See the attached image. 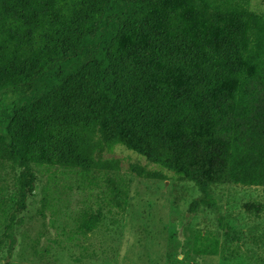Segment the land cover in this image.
Segmentation results:
<instances>
[{"label":"trees","instance_id":"trees-1","mask_svg":"<svg viewBox=\"0 0 264 264\" xmlns=\"http://www.w3.org/2000/svg\"><path fill=\"white\" fill-rule=\"evenodd\" d=\"M118 145L193 182L191 212L217 207L213 186L264 187V16L249 0H0V160L21 168L9 254L34 167L107 173L120 160L101 153ZM112 194L124 208L127 190ZM104 217L85 208L79 230ZM219 245L198 233L193 249Z\"/></svg>","mask_w":264,"mask_h":264},{"label":"rangeland","instance_id":"rangeland-1","mask_svg":"<svg viewBox=\"0 0 264 264\" xmlns=\"http://www.w3.org/2000/svg\"><path fill=\"white\" fill-rule=\"evenodd\" d=\"M249 3L264 16V0ZM8 94L9 100L15 97ZM101 155L118 158L120 167L89 174L34 167L35 190L10 228L16 239L11 254L5 231L16 207L21 168L0 160V264H264V208L259 214L244 208L249 201L264 206L263 186H213L217 207L191 212V202L201 196L193 182L122 145ZM133 164L162 171L166 178L138 176ZM118 182L127 190L124 208L113 200ZM100 206L105 213L101 225L82 233L80 212ZM198 233L217 237L219 252L195 253Z\"/></svg>","mask_w":264,"mask_h":264}]
</instances>
